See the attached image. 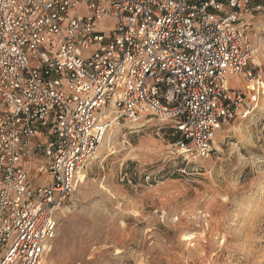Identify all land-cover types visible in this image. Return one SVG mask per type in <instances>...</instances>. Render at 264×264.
I'll return each instance as SVG.
<instances>
[{
	"label": "built area",
	"instance_id": "2783aa9c",
	"mask_svg": "<svg viewBox=\"0 0 264 264\" xmlns=\"http://www.w3.org/2000/svg\"><path fill=\"white\" fill-rule=\"evenodd\" d=\"M260 12L264 0H0V264H46L115 123H171L189 159L256 118Z\"/></svg>",
	"mask_w": 264,
	"mask_h": 264
},
{
	"label": "rangeland",
	"instance_id": "374dc122",
	"mask_svg": "<svg viewBox=\"0 0 264 264\" xmlns=\"http://www.w3.org/2000/svg\"><path fill=\"white\" fill-rule=\"evenodd\" d=\"M263 30L260 12L251 33L264 77ZM259 107L222 127L209 158L174 152L171 123H115L46 264H264V88Z\"/></svg>",
	"mask_w": 264,
	"mask_h": 264
},
{
	"label": "bare ground",
	"instance_id": "6f19581e",
	"mask_svg": "<svg viewBox=\"0 0 264 264\" xmlns=\"http://www.w3.org/2000/svg\"><path fill=\"white\" fill-rule=\"evenodd\" d=\"M256 54V53H255ZM218 136V135H217ZM219 139V138H218ZM217 142H218V140H217V138H216V144H215V149H218L219 148V146H218V144H217ZM97 150H100V149H97ZM83 179V178H82ZM63 213V212H62Z\"/></svg>",
	"mask_w": 264,
	"mask_h": 264
}]
</instances>
